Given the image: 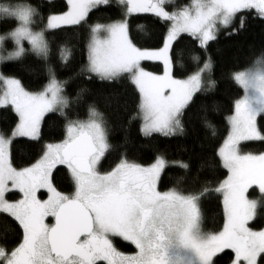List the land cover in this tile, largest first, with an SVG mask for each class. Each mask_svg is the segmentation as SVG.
<instances>
[{"label":"snow or ice","instance_id":"snow-or-ice-1","mask_svg":"<svg viewBox=\"0 0 264 264\" xmlns=\"http://www.w3.org/2000/svg\"><path fill=\"white\" fill-rule=\"evenodd\" d=\"M113 2L119 19L89 23L93 9ZM64 8L45 22L37 7L24 0H0V21L13 23L0 34V64L8 67L34 53L47 74L42 89L31 91L20 78L0 73V107L17 117L0 129V264H220L225 257L226 264H264V226H259L264 225V150H249L246 143L264 145V52L231 74L242 95L233 101L228 133L215 141V163L209 164L225 169L224 178L192 187L186 162L158 153L153 162L141 164L118 152L103 114L94 107L87 120L69 119L67 81L57 79L51 61L55 55L65 66L71 48L62 43L54 51L45 34L62 25H87V60L80 73L127 81L138 99L129 121L139 117L144 137H173L184 133V118L197 104V93L215 89L209 42L221 27L228 35L242 30L249 13L264 18V0H190L180 6L175 0H66ZM138 13L151 14L161 25L157 46H138L131 39L129 17ZM137 28L144 30L143 25ZM181 33L194 37L207 57L201 64L193 54L196 69L183 77L174 72L181 63L182 53L174 47ZM145 61L161 62L163 71L160 65L149 70ZM46 113L63 117L59 142L44 141ZM203 124L207 138L216 137V126L207 118ZM21 137L38 148L32 161L15 159L13 148ZM171 165L181 171L169 187L162 174L168 175ZM216 194L223 223L207 231L202 203ZM117 240L134 250H120Z\"/></svg>","mask_w":264,"mask_h":264},{"label":"trees","instance_id":"trees-1","mask_svg":"<svg viewBox=\"0 0 264 264\" xmlns=\"http://www.w3.org/2000/svg\"><path fill=\"white\" fill-rule=\"evenodd\" d=\"M37 7L41 16L46 18L50 13H59L66 10V0H24ZM190 0H175L177 6L188 5ZM171 10V6H170ZM120 18L119 8L113 2L110 6H101L89 13V23L106 24ZM130 21V37L134 43L143 47H155L160 43L162 35L161 25L154 22L149 13L132 15ZM137 25H143L141 31ZM13 27L11 21H0V34L6 29ZM61 29H69L63 32ZM61 29L46 31L51 47L55 51L58 45L66 44L71 48L72 55L65 66H60V61L54 55L52 64L56 68L57 79L67 81L65 92L71 100V107L65 109L69 112V119L86 120L89 107H94L103 114L108 125V138L117 151H123L128 158L141 164L154 161L156 154L163 153L168 160H179L190 165L189 182L192 187H198L199 182L205 179H223L226 170L221 168H209V164L215 163L213 155L216 140H222L228 133L227 116L230 115L233 101L242 95V89L236 85L231 74L238 69L250 65L262 52H264V18H255L248 14L245 26L237 33L228 35L224 30L215 41H210L207 55L213 61L212 78L216 81L214 90L197 93L199 100L197 104L184 118V133L173 137H163L153 134L152 138L144 137L140 132V119L129 121L130 115L136 110L138 103L137 95L132 86L125 80L119 83L102 81L92 75L81 74L80 68L87 60L86 46L89 37L88 26H63ZM72 29H75L74 31ZM56 33V35H53ZM11 42H9L10 44ZM178 45L177 51L181 52V63H178L174 72L179 77L187 76L196 69V63L192 55L201 57V64L207 57L204 51L198 46L194 37L188 34L181 35L174 47ZM26 47H30L25 43ZM8 50H12L9 46ZM149 70L163 71L161 62H143ZM22 66L34 69L32 74L22 71ZM0 73L20 78L28 84L29 90L39 91L47 83V74L44 71L40 57L33 54L26 55L22 61L9 62L5 67L0 64ZM79 94V96H78ZM52 116V119H48ZM207 118L217 130V135L209 140L207 130L203 121ZM17 117L14 111L0 107V129L10 127ZM260 117H258V123ZM63 117L59 114H47L41 124V131L45 142H59L63 138ZM15 143L13 154L17 162L32 161L38 148L33 149L34 141L21 137ZM250 144L253 151L264 150V145L259 142H246ZM203 165V167H201ZM181 171L178 165H171L166 168L168 175L162 174V179L167 186H172L176 174ZM198 174V175H197ZM163 187V185H162ZM254 192L251 191L250 195ZM204 217V228L207 231H216L222 227L223 213L222 202L218 194L205 199L202 203ZM252 221L251 224H255ZM264 226V225H259ZM14 238V237H12ZM0 239V243H2ZM125 249L129 245L123 243ZM127 247V248H126ZM230 251V250H225ZM223 256V253L219 254ZM227 257L220 264H226Z\"/></svg>","mask_w":264,"mask_h":264},{"label":"rangeland","instance_id":"rangeland-1","mask_svg":"<svg viewBox=\"0 0 264 264\" xmlns=\"http://www.w3.org/2000/svg\"><path fill=\"white\" fill-rule=\"evenodd\" d=\"M138 14H141V13H138ZM132 15H136V14H132ZM132 15H131V16H132ZM131 16H130V17H131ZM130 17H129V18H130ZM63 26H70V25H62L61 27H63ZM48 30H52V29H48ZM48 30H47V31H48ZM224 30H226V29H224L223 27H221V29H220L218 35H219L221 32H223ZM184 34H186V33H181V35H184ZM181 35H180V36H181ZM25 43H27V42H25ZM9 51H11V50H9ZM150 62H159V61H150ZM39 91H40V90H39ZM47 114H49V113H46L45 116H46ZM87 119H88V118H87ZM87 119H86V120H87ZM257 120H258V117H257ZM42 121H43V120H42ZM25 138H27V137H25ZM28 139H30V138H28ZM254 188H255V186H253V188H250V189H249V195H250V192L253 191ZM251 222H252V221H250L249 223L251 224ZM218 255H219V254H218Z\"/></svg>","mask_w":264,"mask_h":264},{"label":"flooded vegetation","instance_id":"flooded-vegetation-1","mask_svg":"<svg viewBox=\"0 0 264 264\" xmlns=\"http://www.w3.org/2000/svg\"><path fill=\"white\" fill-rule=\"evenodd\" d=\"M123 243L126 244V242H122V241L117 240V246L120 248V250L125 251V252H131V251L134 250L133 247H131V246H129L128 249H125V248H124L125 246L123 245ZM126 248H127V247H126Z\"/></svg>","mask_w":264,"mask_h":264}]
</instances>
